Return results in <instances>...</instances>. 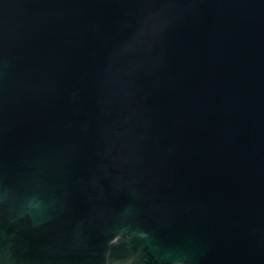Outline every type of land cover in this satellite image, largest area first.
Listing matches in <instances>:
<instances>
[{
  "label": "water",
  "instance_id": "1",
  "mask_svg": "<svg viewBox=\"0 0 264 264\" xmlns=\"http://www.w3.org/2000/svg\"><path fill=\"white\" fill-rule=\"evenodd\" d=\"M0 264H264V0H0Z\"/></svg>",
  "mask_w": 264,
  "mask_h": 264
}]
</instances>
